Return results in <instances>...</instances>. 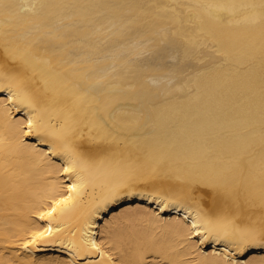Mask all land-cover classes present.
<instances>
[{
	"label": "bare ground",
	"instance_id": "1",
	"mask_svg": "<svg viewBox=\"0 0 264 264\" xmlns=\"http://www.w3.org/2000/svg\"><path fill=\"white\" fill-rule=\"evenodd\" d=\"M0 264H264V0H0Z\"/></svg>",
	"mask_w": 264,
	"mask_h": 264
}]
</instances>
